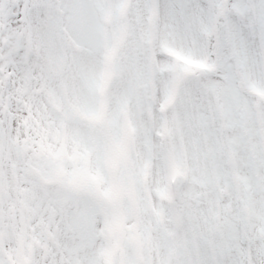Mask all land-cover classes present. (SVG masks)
<instances>
[{
    "label": "snow or ice",
    "instance_id": "obj_1",
    "mask_svg": "<svg viewBox=\"0 0 264 264\" xmlns=\"http://www.w3.org/2000/svg\"><path fill=\"white\" fill-rule=\"evenodd\" d=\"M0 264H264V0H0Z\"/></svg>",
    "mask_w": 264,
    "mask_h": 264
}]
</instances>
